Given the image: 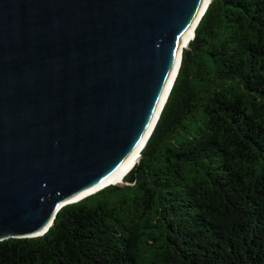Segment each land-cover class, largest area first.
<instances>
[{
	"label": "trees",
	"instance_id": "trees-1",
	"mask_svg": "<svg viewBox=\"0 0 264 264\" xmlns=\"http://www.w3.org/2000/svg\"><path fill=\"white\" fill-rule=\"evenodd\" d=\"M140 154L0 264H264V0H210Z\"/></svg>",
	"mask_w": 264,
	"mask_h": 264
},
{
	"label": "water",
	"instance_id": "water-1",
	"mask_svg": "<svg viewBox=\"0 0 264 264\" xmlns=\"http://www.w3.org/2000/svg\"><path fill=\"white\" fill-rule=\"evenodd\" d=\"M209 2L0 0V240L122 182L106 180L140 158Z\"/></svg>",
	"mask_w": 264,
	"mask_h": 264
},
{
	"label": "bare ground",
	"instance_id": "bare-ground-1",
	"mask_svg": "<svg viewBox=\"0 0 264 264\" xmlns=\"http://www.w3.org/2000/svg\"><path fill=\"white\" fill-rule=\"evenodd\" d=\"M208 0H204V3H203V6L205 5V3L207 2ZM203 6H202V8H203ZM202 8H201V10H202ZM201 10H200V12H199V14L197 15V17H196V19L194 20V22L192 23V25H191V27L187 30V32L183 35V37H182V44L184 43H186L190 38H191V36H192V32H193V28H194V25H195V23H196V21H197V18H198V16L200 15V13H201ZM181 47V46H180ZM179 50H180V48L178 49V53H177V57H176V61H175V64H174V67H173V69H172V73H171V76H170V80H169V83H168V86H167V89H168V87H169V85H170V82H171V80H172V78H173V76H174V73H175V70H176V66H177V61H178V57H179ZM167 89H166V91H165V93H164V95H163V97H162V99H161V101H160V104H159V107H160V105H161V103H162V101H163V99H164V97H165V94H166V92H167ZM158 107V108H159ZM156 114H157V112H156ZM142 144H140V146H141ZM140 146H138L133 152H132V154L112 173V175L106 180L107 182H114V181H116V180H119V179H123V176H124V174L129 170V168L133 165V163L136 161V159H137V153H138V149L140 148ZM106 183V182H105ZM102 185H104V183H102V184H99V185H97V186H95V187H92L91 189H89V190H86V191H84V192H82V193H80V194H78L75 198H73V199H77V198H79V197H81V196H83V195H86V194H88V193H90V192H93L94 190H96V189H98L99 187H101Z\"/></svg>",
	"mask_w": 264,
	"mask_h": 264
}]
</instances>
